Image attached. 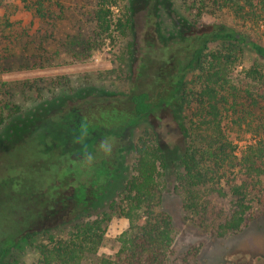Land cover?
Segmentation results:
<instances>
[{
    "label": "trees",
    "instance_id": "obj_1",
    "mask_svg": "<svg viewBox=\"0 0 264 264\" xmlns=\"http://www.w3.org/2000/svg\"><path fill=\"white\" fill-rule=\"evenodd\" d=\"M17 1L37 21L53 24L59 18L60 0ZM130 1L95 0L91 12L94 41L131 37L129 63L136 67L128 91L80 88L25 115V122L43 115L35 128L40 138L25 140L37 146L38 160L27 171L37 174L38 182L23 180L15 168L11 178L0 168L3 195L16 201L21 194L34 204L22 219L15 201L0 200V264L20 239L36 234L38 264H198L196 248L184 254L174 249L173 219L163 208L171 175L183 210L215 238L242 231L264 200V71L257 63H242L245 52L264 63V44L256 39L264 35V0H192L193 18H172L167 41L152 18L165 0L149 3L141 41L135 39ZM165 8L170 12V5ZM209 8L229 15L235 25L204 21ZM6 14L0 17L1 37L9 44L29 38L27 29L14 30ZM19 109L10 101L0 106V126L8 123L12 131ZM164 128L170 139L176 128L180 138L166 139ZM247 135L250 140L239 146L236 139ZM129 149L136 153L131 170L123 161ZM117 172L121 181L117 178L120 184L111 194ZM217 196L229 198V212L208 224ZM7 207L14 216L5 224ZM113 215L126 218L128 228L116 237L113 254L98 256Z\"/></svg>",
    "mask_w": 264,
    "mask_h": 264
},
{
    "label": "rangeland",
    "instance_id": "obj_2",
    "mask_svg": "<svg viewBox=\"0 0 264 264\" xmlns=\"http://www.w3.org/2000/svg\"><path fill=\"white\" fill-rule=\"evenodd\" d=\"M152 1L154 0L130 1L135 13L137 41H141L148 31L145 17L149 3ZM167 1L165 0V5L162 3L161 8L155 7L156 14H152V18L161 28L163 41L168 40L175 27L172 18L191 19L195 14L191 6L192 0ZM0 3V17H3L5 13L9 14L14 30L24 28L29 32V38L11 44L6 38L1 37L2 34L0 35V106L10 101L20 107L16 122L10 126L12 131L6 129L8 123L0 126V168L8 169L11 178L17 175L14 172L15 168L17 172H22L23 180L32 179L38 182V175H32L27 171L28 167L38 160L37 146L26 143L25 140L29 136L40 138V133L35 128H38V120L43 115L37 114L32 121L35 124H32L31 120L24 121L27 120L26 113L43 101L69 95L80 88L93 86L116 93L128 91L131 74L136 67V62L129 63L128 43L131 37L119 38L114 42L110 39L104 42L94 41L95 26L91 12L95 6V0H60L61 8H56L59 18L53 24L32 18V15L17 0H0ZM158 3L161 2L157 1L156 4ZM166 4L171 6L170 12L165 8ZM202 19L206 22L218 21L235 25L229 15L210 8ZM3 26L4 22H1L0 32ZM38 30H40L39 33ZM42 36L46 37L44 41L39 40ZM256 39L264 44L263 34H257ZM29 41L35 43L27 45L28 49H26L24 42ZM135 48L138 47L135 46ZM135 48L133 46L132 49ZM242 63L245 66L257 63L264 71V63L249 52H245ZM34 64L37 65L34 66ZM238 70L240 71L241 67ZM195 75L196 73L190 74L188 80ZM69 104L75 105L74 102ZM63 109L65 110L66 107ZM57 123L64 125L63 121H57ZM26 124L30 125V131H26ZM168 129L164 128L166 139L175 142L180 138L175 128L174 133L172 132L173 139H170L171 136L167 134ZM136 137L137 133L134 140ZM250 138V135H247L241 141L238 139L236 141L239 146H242ZM129 143L130 141L128 145ZM129 150L123 161L124 165L131 170L136 160V153L134 150ZM124 167H122L123 170ZM120 176L122 172L113 175L114 182H111L112 184L108 187L109 193L112 194L113 189L120 184ZM171 177L167 181V188L163 194V208L173 219L176 231L175 251L184 254L189 249L196 248L198 264H264V200L255 206L256 216L242 231L225 238H215L208 232L207 225L202 227L195 223L192 216L183 210L181 195L174 188L175 183L172 175ZM89 178L87 174L84 175L85 181ZM117 178L120 181H117ZM87 186L90 189L89 195L93 198L91 187L89 184ZM0 200L7 202L8 205L15 201L10 195H3L2 191H0ZM32 202L21 194L15 201L20 206L19 214L22 219L25 209L34 205ZM108 204L109 202L105 209L108 208ZM211 204L213 208L206 215L208 224L223 219L229 212L228 197H214ZM3 212L8 216L4 223L12 222L14 216L12 209L7 207ZM91 217H95V214L93 213ZM18 222L21 221H13L20 225ZM127 228L126 218L113 215L107 227L105 242L97 255L113 254L117 250L116 237ZM61 232L62 230L56 231V234ZM38 240V234L29 239H20L4 256L1 264H38ZM85 264H93V262L89 260Z\"/></svg>",
    "mask_w": 264,
    "mask_h": 264
},
{
    "label": "clouds",
    "instance_id": "obj_3",
    "mask_svg": "<svg viewBox=\"0 0 264 264\" xmlns=\"http://www.w3.org/2000/svg\"><path fill=\"white\" fill-rule=\"evenodd\" d=\"M106 150H110V149H106Z\"/></svg>",
    "mask_w": 264,
    "mask_h": 264
}]
</instances>
